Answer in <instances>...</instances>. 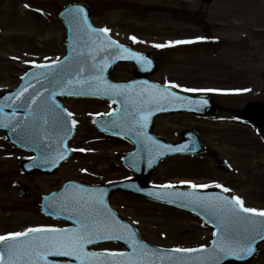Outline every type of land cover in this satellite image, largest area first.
Instances as JSON below:
<instances>
[{"label": "rangeland", "instance_id": "rangeland-1", "mask_svg": "<svg viewBox=\"0 0 264 264\" xmlns=\"http://www.w3.org/2000/svg\"><path fill=\"white\" fill-rule=\"evenodd\" d=\"M76 1L89 3L94 21L123 39L138 35L141 43L150 44L167 42L170 35L181 39L206 33L213 36L210 44L175 49L169 46L159 54L162 67L154 78L171 73L186 80L193 78L190 88L216 87L206 89L221 90L211 93L218 95L215 99L225 110L216 119L160 117L157 133L177 139L182 130L195 127L208 149L201 159H166L150 180L225 184L247 207L264 209V136L261 138L253 127L238 124L233 112L264 98V87L259 83L264 73H260L264 70V35L256 34L264 32V0H28V10L24 0H0V93L18 85L27 67L56 60L65 53V27L59 10ZM129 75V69L119 66L112 77L122 80ZM230 87L250 91L230 93ZM67 106L80 120L72 147L87 151H75L54 174L25 175L20 161L29 154L14 147L0 132V235L51 223L40 212V196L68 178L105 182L130 174L121 156L132 147L99 134L92 126V118L106 105L71 99ZM217 158L227 159L232 170L218 169ZM23 185L32 188L31 196L19 194ZM111 201L125 217L137 222L148 241L183 245L208 241L200 222L170 206L121 193H114ZM258 256L250 264H264V251Z\"/></svg>", "mask_w": 264, "mask_h": 264}, {"label": "snow or ice", "instance_id": "snow-or-ice-1", "mask_svg": "<svg viewBox=\"0 0 264 264\" xmlns=\"http://www.w3.org/2000/svg\"><path fill=\"white\" fill-rule=\"evenodd\" d=\"M27 7V5H26ZM67 16L72 24L77 47L61 61L57 58L52 64H36V68L50 69L40 73L47 83L41 84L40 89L33 88L32 93L24 98L28 115L23 125L17 121L21 130H27V138L36 146V151L42 153L44 163L55 166L67 158L66 154L73 151L84 152L86 149H71L67 146V138L79 123L75 113L56 103L54 97L96 96L103 95L111 98L113 103L119 99L122 107L108 113H96L97 117H117L106 121L110 127L122 129L129 135L143 140V150L149 153L148 166L151 167L156 159L168 151L182 152L184 146L173 148L172 145L160 144L154 137L149 136L146 129L155 111H165L164 103L187 101L190 104L206 105V99L189 100L170 89L181 88L179 84L169 83L160 85L147 81L129 84H117L108 81L104 75L110 63L116 59L136 60L141 65L151 67L152 61L139 52H135L108 33L110 29L93 27L88 20L85 9L77 7L69 9ZM133 42L137 37L132 36ZM208 37H196L194 40L168 41L166 44H155L156 48L173 45L190 44L206 41ZM117 49L118 53L110 50ZM126 54V55H125ZM113 59L109 61L107 57ZM61 89L59 93L55 89ZM51 89V90H50ZM22 88L17 95H23ZM184 92H217L219 89L183 88ZM250 91V89L235 90ZM34 105V107H32ZM183 106V105H182ZM92 115V114H90ZM96 119L93 123H97ZM4 127H8L7 124ZM30 134V135H29ZM55 135L56 143L47 144L45 141ZM54 153L49 159V154ZM36 159V158H32ZM86 171V170H85ZM180 185H188L194 190L209 187L222 188L225 193L231 189L220 184H196L190 180L180 181ZM161 192L149 193L158 199L167 198L171 203L180 200L181 206L192 205L199 209L209 221L214 222L215 232L212 247L206 245L200 248H175L170 253H203L202 256L190 261L169 255L168 264H222L233 257L244 259L251 257L257 251L258 241L264 242V209L246 207L239 196H222L219 194L200 195L198 191H169L176 189L175 184L156 186ZM102 189H87L83 186H69L61 194L58 207L68 211V219L74 220V228H56L50 226L29 227L23 231L9 232L0 235V264H53L49 256L74 257L79 264H155L157 256L155 249H149L136 238V232L129 224L119 220L104 200ZM198 212L197 214H200ZM207 222V221H206ZM101 241H124L131 246L128 251H89L88 246ZM164 264V257H160Z\"/></svg>", "mask_w": 264, "mask_h": 264}, {"label": "water", "instance_id": "water-1", "mask_svg": "<svg viewBox=\"0 0 264 264\" xmlns=\"http://www.w3.org/2000/svg\"><path fill=\"white\" fill-rule=\"evenodd\" d=\"M77 7H80V5L77 4V5L71 6L69 9H75ZM68 10L65 11L62 14V17H63L64 21L67 22V25H68V28H69V42H68V54H67V56L74 54L73 53V49L75 47H77L76 46V43H75V40H76L75 31H74V28H73L72 24L69 22V17L67 16ZM90 12H91V10L87 6L86 13L88 15V19L90 18ZM89 23H90V21H89ZM47 71H50V69H43V70L40 71V73L47 72ZM111 71H113L112 68L107 69L106 70V74H108ZM40 73L37 74V75L34 74V73L27 74L28 76L26 75L27 77H26L25 81L23 82V85L18 89V91L20 93V90L22 88H26V91L23 93V95H18V97H15V95H13V96L7 95V96H4V98L0 99V127H4V125L8 123V120L9 119H13L15 116L16 117H24V116L26 117L28 115V113L27 114L23 113L24 111H26V109L25 108H22V107H25V105L22 103V101L24 100L25 97H27L30 93H32L33 88L40 89L41 92L44 91V89L41 88V84H46L47 82L45 80H43L42 77H40ZM140 75L141 76H144V74H140ZM55 91L57 93H59L61 91V89L57 88V89H55ZM60 96H62V97H71V96H68V95H59V94H57L54 97V100H55L56 103H58V99H59ZM200 99H206L208 101V103L206 105H197V104H190L189 105L187 103V106L186 107H188V110L190 109L196 115L203 116V117H211V116H214V115H216L218 113L219 107L215 103H213L209 98H207V97L189 98V100H200ZM19 106H21V107H19ZM32 107H34V105H32ZM166 109L168 110V108H166ZM12 110H14L16 112H19V113H14L13 114V113H11ZM158 112H161V111H158ZM242 116L245 119L257 121L260 124L261 128H264V105L263 104L256 103V104L250 105L249 107H247L244 110V112L242 113ZM113 130H115V131H123L122 129L115 128V127H113ZM26 131L27 130H24V132H26ZM20 132H23V131H20ZM120 133L122 134V132H120ZM126 134L129 135L128 133H126ZM70 136H71V134L68 136L67 141L70 138ZM129 136L133 139V141L134 140L137 141V138L134 137L133 135H129ZM22 137H26L27 141L29 142L27 146L30 147V149L34 150L36 152L37 156H38L34 160V162L35 161H38L39 163L44 164L45 167H47L46 165H48V166H51L52 165L51 163H44L43 162L42 153L36 151V146L27 138L26 134L22 133ZM191 142L194 144L195 143V140H192ZM45 143L52 144L54 146L55 143H56L55 135H53L51 139L45 141ZM144 143L145 142L143 140H141V143H139L140 149H139L138 153H133L132 154V158L130 159V161H132L134 158H136L138 155H140L143 152V154H142V162H143V164H146L147 163V162H144L147 159V156L145 155L146 154V151L145 150L143 151V144ZM189 152H193V151H189ZM174 153H178V152H176V151H168L167 154L158 157L157 158V161H160L166 155H170V154H174ZM53 154L54 153H50L49 154V159L51 158V156ZM68 155H69V153L66 154L67 158L69 157ZM62 161L63 160L59 161L53 167L54 168H57V166L59 165V163H61ZM31 162H32V160H26V161H24L22 163V167L26 171H28L31 168L30 167ZM219 166L222 167V168H225L226 167L223 162H219ZM35 167H38V166H35ZM53 170H55V169H53ZM139 180H140L139 181V187L141 188L140 193H142V194L147 193V190L145 189L146 188V178L141 177ZM127 186H128V184H127ZM114 191H116L115 188H114V190L111 189V192H114ZM131 191H134V190H131ZM21 193L22 194H29L30 191L27 190L26 187H24V188L21 189ZM52 196H50L49 198H47L46 200H44V202L42 204L43 211L46 214H48V215H53L55 217L61 218L60 217V214H56V213L59 212V211H62L58 207L59 202H60V200L62 198L59 199V200H57L55 203H52L51 205H48V202L51 200V198H53ZM259 242L260 241H258V243ZM231 259L232 258H228L225 261L233 262L234 260H236V259H233V260H231ZM245 259H248V257L244 258V260ZM240 260L242 261L243 259H240ZM229 262H227V263H229ZM223 263H225V262L223 261L222 264Z\"/></svg>", "mask_w": 264, "mask_h": 264}, {"label": "flooded vegetation", "instance_id": "flooded-vegetation-1", "mask_svg": "<svg viewBox=\"0 0 264 264\" xmlns=\"http://www.w3.org/2000/svg\"><path fill=\"white\" fill-rule=\"evenodd\" d=\"M140 35V34H139ZM141 36V35H140ZM149 36H153L152 35H149ZM171 36V39H168L166 38V40L168 41H175V40H193L194 37L192 38H184V39H181L179 37L181 36H177V35H170ZM135 37H137V41L139 42H133L131 39H120L121 41H123V43H125L126 45L132 47V48H136L138 50H141L143 52H146V53H149V54H152L155 59L157 60L158 62V67H157V70L155 71V73L151 76V79H156L158 81H162L163 83H166V84H169V83H175V84H179L181 87H186V88H189L191 84H193V78H189V80H186L185 78L181 77V75H177V74H162L161 76V79H158V78H154V76L161 71V67H162V61L160 59V53L164 51L165 48H156L154 47L153 45L155 44H166L167 42H153V43H150V44H145V43H141V38L138 36V35H135ZM202 37H208L209 39L206 40V41H199V42H196V44L198 45H206V44H210L211 41H213V36H211V34H203ZM1 41V39H0ZM161 41V40H160ZM217 43V42H216ZM213 44V43H212ZM195 43H190V44H180V45H173V46H170L171 49H175V48H186L188 46H191V47H195L194 46ZM264 47V46H263ZM263 47H262V50H263ZM119 66H122L126 69H129L130 70V75L125 79H130V78H133L135 76V66L136 64L135 63H128V64H123V65H119ZM118 66V67H119ZM263 80H264V73H263V76H262ZM235 81L237 80H240V79H237V78H234ZM258 100H261V101H264V98H261V99H257L255 101H258ZM235 112L239 113V109H236ZM256 127V126H255ZM155 128V126H154ZM188 129V128H186ZM156 132V131H154ZM255 132L262 138V136H264V131L260 130V129H255ZM183 132H181L182 134ZM264 140V138H262ZM96 182V181H95ZM57 225H61V224H57ZM161 244V243H160ZM207 243L202 241V242H197V243H191V244H185L184 247L182 246H179L177 244H171L170 247H181V248H196V247H199V246H202V245H206ZM161 245H164V246H169V244L165 243V244H161ZM159 245V246H161ZM264 245V244H263ZM261 246L260 248V254H263V251H264V246ZM93 249H96V250H109V251H113L115 249L117 250H121L120 249V246H115L114 242H105V243H100L98 245H95L93 246ZM259 257V256H258ZM257 259V257H256ZM255 259V260H256ZM246 264H250V263H246Z\"/></svg>", "mask_w": 264, "mask_h": 264}]
</instances>
